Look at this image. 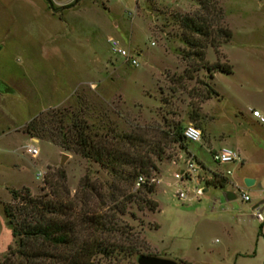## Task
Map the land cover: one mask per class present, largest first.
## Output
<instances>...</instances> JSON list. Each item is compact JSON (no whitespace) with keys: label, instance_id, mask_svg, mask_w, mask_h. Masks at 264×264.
Returning a JSON list of instances; mask_svg holds the SVG:
<instances>
[{"label":"rangeland","instance_id":"obj_1","mask_svg":"<svg viewBox=\"0 0 264 264\" xmlns=\"http://www.w3.org/2000/svg\"><path fill=\"white\" fill-rule=\"evenodd\" d=\"M197 2L0 0V87L10 90L0 100V264H26L15 254L3 208L28 220L27 198L45 207L46 218L71 222L78 242L88 238L82 219L105 218L109 231L99 239L113 254L92 264H136L139 256L176 264H264V223L251 210L264 200V0H214L215 47L199 38L201 50L182 43L178 26L180 18L201 14ZM108 39L137 53L138 65L124 64ZM254 110L263 123L251 116ZM50 113L64 130L81 125L108 165L64 151L47 131L40 138L23 133L36 117L51 129ZM188 125L201 139L182 149L172 132ZM30 139L35 157L25 152ZM221 148L243 163L216 165L210 153ZM124 154L154 165L148 177L141 175L153 185L151 194L137 191ZM112 156L118 159L111 162ZM189 157L205 169L200 179L206 185L211 175L231 171L227 185L175 180ZM244 176L255 179L253 186H243ZM195 189L206 191L194 195ZM11 191L21 199L13 200ZM179 192L187 198L178 200ZM140 198L157 209L139 210ZM256 210L264 220V202ZM35 252L40 258L31 264L54 262L44 257L51 254L46 245Z\"/></svg>","mask_w":264,"mask_h":264},{"label":"trees","instance_id":"obj_2","mask_svg":"<svg viewBox=\"0 0 264 264\" xmlns=\"http://www.w3.org/2000/svg\"><path fill=\"white\" fill-rule=\"evenodd\" d=\"M78 1V0H76ZM48 2V0H47ZM199 9L201 14H195L193 17H182L179 20V28L181 29V41L189 48L201 50L202 46L199 43V38L204 39L208 42L211 47L214 46L213 39L210 38L211 35V23L213 18H215L214 10V0H198ZM216 33L222 34L225 37H229L228 32L216 30ZM196 36L197 38H194ZM201 55V54H199ZM50 120L47 122L51 125V129L46 130L44 126L45 122H41L39 117L31 119L23 128V133L34 138L42 137L43 133L47 131V136L51 142L56 143L64 151H72L76 154H79L85 159H91L94 162L98 163L100 166L108 165L103 160V156L95 147L89 145V142L83 136V129L81 125L72 122L68 128L65 130L61 127V120L55 117V114L50 113ZM56 124V125H55ZM60 125V126H57ZM183 128H174L172 132V141L176 143L180 148L184 149V144L186 143L183 140L181 135ZM126 159L129 160L125 162L126 164L131 165V170L128 173L132 182L141 178V175L148 177L149 169L155 171V167L152 163L146 162L143 163V158L135 155L128 156ZM117 157H111L110 161H115ZM118 159V158H117ZM109 162V163H111ZM228 181L225 178L217 177L211 175L210 181L206 186H211L213 188H223L226 186ZM140 190L144 191L146 194H151L153 191V185L145 184L144 181L138 183ZM11 198L13 200H20V194L15 191L10 192ZM28 197V196H26ZM29 198L24 200V209L28 208L29 216L28 220L18 219L17 216L21 215L20 213L14 214L11 212L9 207L3 208V214L10 223L11 235L16 239V253L18 257L25 259L26 264L34 263L37 258H40L38 254H35V247L40 246L41 244L46 245L51 249V254L46 257L49 261H52V264H92L90 261L96 256L109 258L113 254V246L103 242L99 237L109 231L106 225L108 224L104 217L102 216H86L81 220V225L83 230L88 234L87 239H80L77 241V230H74V227L71 222L68 221H57L55 219L46 218L43 214L45 210L44 206L37 207L33 205ZM137 207L139 210H142L144 207L148 208L150 211L154 212L157 209V204L151 200L140 198L138 199ZM53 210V213H56V209L53 206L48 204L46 210ZM122 209V208H121ZM14 221V224H13ZM107 223V224H106ZM105 231V232H104ZM100 235V236H99ZM44 253V252H43ZM134 253V250L130 252ZM2 264H14L9 260H4Z\"/></svg>","mask_w":264,"mask_h":264},{"label":"built area","instance_id":"obj_3","mask_svg":"<svg viewBox=\"0 0 264 264\" xmlns=\"http://www.w3.org/2000/svg\"><path fill=\"white\" fill-rule=\"evenodd\" d=\"M107 42L109 44L111 52L117 55L119 58H121L124 64H127L128 66L132 68H135L138 65V61H137L138 54L137 53H133L132 51L128 49L127 50L122 49L119 43L114 39H108ZM251 116L254 119H256L258 123H263V119L262 117H260L257 111L255 110L251 111ZM181 135L183 137V140L186 143H198L201 139L200 131L191 125L184 127ZM33 141L34 140H31V143L25 148L26 154H28L31 157L37 156V148L35 147L34 145L35 143ZM210 157H211V160L216 165H241L243 163V159L240 157L238 153L230 149H227V148H221L218 151L211 152ZM204 171L205 169L200 163L194 161L193 157H189L187 160H185L183 169L175 173L173 177L175 180L179 182L188 181V182H194L196 184L203 183V185L206 188L207 180L200 179V174H202V172ZM215 175L217 177L225 178L227 180V178L231 176V171L226 170L221 173H216ZM141 182L142 181L139 178L137 180L136 185L138 186V183H141ZM231 184H232L231 186H233L234 188L239 189V187L236 184L234 183H231ZM204 191H206V189H202V190L195 189L193 193L194 195H200ZM176 198L180 201H183L187 198V196L184 193L179 192L177 193ZM239 198L243 202L248 201L247 195L244 194L243 192H239ZM252 215L255 218L259 219L260 224L264 223V220H261L259 218L260 216L256 209L252 210Z\"/></svg>","mask_w":264,"mask_h":264},{"label":"water","instance_id":"obj_4","mask_svg":"<svg viewBox=\"0 0 264 264\" xmlns=\"http://www.w3.org/2000/svg\"><path fill=\"white\" fill-rule=\"evenodd\" d=\"M65 160H66V156L61 155L60 162H59L60 166L63 164V162ZM242 183H243V186L245 188H249V187L253 186L254 181L251 179H244ZM225 195L228 199L233 198L232 194L229 192H226ZM263 202H264V200L259 202L258 204H256L254 207H252L251 210L256 209V207L258 205L262 204ZM136 264H176V263L171 261V260L160 259V258H156L154 256H139L136 259Z\"/></svg>","mask_w":264,"mask_h":264},{"label":"crops","instance_id":"obj_5","mask_svg":"<svg viewBox=\"0 0 264 264\" xmlns=\"http://www.w3.org/2000/svg\"><path fill=\"white\" fill-rule=\"evenodd\" d=\"M10 92V90H9V88L8 87H6V86H2V87H0V100L1 99H4L6 96H7V93H9ZM30 140H32V139H30ZM244 179H251V177H243L242 178V180H241V182H243V180ZM251 180H253L254 182H255V179H251ZM232 183H234V184H236V182L234 181V182H232ZM237 185V184H236ZM255 206V205H254ZM253 206V207H254Z\"/></svg>","mask_w":264,"mask_h":264}]
</instances>
